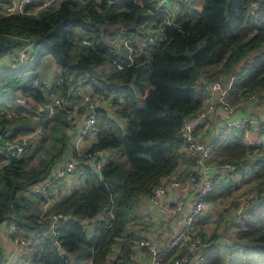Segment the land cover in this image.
Wrapping results in <instances>:
<instances>
[{"label":"trees","instance_id":"obj_1","mask_svg":"<svg viewBox=\"0 0 264 264\" xmlns=\"http://www.w3.org/2000/svg\"><path fill=\"white\" fill-rule=\"evenodd\" d=\"M141 1L59 0L56 7L37 12L39 4L34 1L23 12H7L3 6L9 0H0V109L14 113L10 119L0 117L3 139L30 134L37 126L28 127L26 117L44 115L52 97L75 100L78 87L93 90V95L116 97L112 114L96 113V143L81 156L74 154L84 187L53 205L45 219L38 214L41 202L25 192L47 180L68 154L69 114L58 109L50 120L35 119L38 126H50L54 141L39 167L27 168L28 160L23 158L31 145L7 164L8 157L0 153L5 164L0 167V224L15 226L18 238L31 239L29 264H107L117 243L119 258L128 260L133 247V234L124 237L128 211L176 171L183 156L184 124L202 107L196 93L202 73L220 67L211 78L231 74L232 105L264 91V0H204L201 10L181 4L171 25L165 23L156 0ZM160 29L162 37L156 43L140 46L150 30ZM117 36L129 40L137 36L141 42L132 40L133 45L118 48L112 42ZM30 43L36 50L34 60L18 65L17 54ZM254 51L258 53L251 56ZM46 54L53 56L61 73L49 85L35 84ZM6 58L13 67L3 66ZM104 65L110 70L97 71ZM244 134L224 130L214 142V160L233 163L239 172L248 157L256 155L251 177L261 179L264 149L246 145ZM2 144L0 139V149ZM100 151L124 158L123 162L119 156L109 159L101 178L85 164L88 155ZM236 188L216 186L209 201L228 197ZM257 192L259 205L232 240L229 264H264V182ZM55 216L60 218L51 232ZM94 223L88 237L87 228ZM211 251L208 264H222L224 255L215 246Z\"/></svg>","mask_w":264,"mask_h":264},{"label":"built area","instance_id":"obj_2","mask_svg":"<svg viewBox=\"0 0 264 264\" xmlns=\"http://www.w3.org/2000/svg\"><path fill=\"white\" fill-rule=\"evenodd\" d=\"M34 1L39 4L34 11L37 12L39 9L52 7L53 4L59 0H22L20 4L21 12H23L25 8ZM156 2L159 9L162 11L167 25L173 24L175 17L178 14L173 8L174 4H184L188 7H194L195 4V0H156ZM162 31L163 29L158 31L150 30L146 40L143 41L140 46L143 48L147 45H153L156 43L162 37ZM112 42L120 46L125 45L126 47L133 45L132 40L126 39L122 36L115 37ZM35 54L36 50L33 48V43H30L19 51L16 61L18 62V65H26L29 61L34 60ZM204 83L207 84L212 91L217 92L218 95L215 100L208 103L195 114L196 123L201 124L205 123L209 119L216 118L219 109H223L229 115V117L221 125V130L233 129L246 131L253 127H260V125L264 123V119L261 120L258 117L251 115L239 118L230 117L233 113L234 107L228 100V91L223 89L222 83L217 80L203 81V79H201L198 82V86ZM76 97L77 98L71 102L59 97H52L45 108V110H47L46 113L44 115L37 114L35 116V119L38 121L50 120L54 117L58 109L69 114L68 134L70 137L69 141L71 143V148L62 162L52 170L51 177L55 179H61L67 175L76 174L80 165L79 162L74 159V154L72 153L73 149L76 150L78 156L83 154L84 151L80 150V143L96 134L95 125L97 112L95 111V108L98 106L104 108L109 107L116 99L115 96L106 97L99 94L93 95L83 91L79 92ZM256 97L257 96L254 94L250 96V99H255ZM117 101L122 102L123 99L119 97ZM20 102L23 103V100ZM23 115L28 116L26 112H24ZM1 116L10 119L14 116V113L10 110L0 109V117ZM187 124L188 123L186 121L184 127H186ZM35 132H41V128L38 127ZM36 137L37 135L32 133L29 135L19 136L16 139H3V137L0 136V139L3 142V147L0 149V153H3L8 157H6L7 159L5 160V164L12 159L22 157L28 147L32 144L33 139H36ZM217 137L207 141L195 140L190 132L187 134L184 133L183 128L182 139L183 142L187 143L186 154L188 157L196 161V169H203L201 174L192 172L187 177L188 181L197 185L192 202V208L189 213L184 214L181 229L176 231L170 237L166 247L162 251H159L151 240H141L132 247L133 253L129 256V264H133L135 259L134 252L141 249H146L149 255H151L150 264H190L192 259H194L195 264H208L209 251L212 243L208 238L202 236L196 231L195 220L201 217L211 206L209 198L212 197L216 186L221 185L223 178L208 175L206 171L211 169L223 170L228 173H236L237 169V165L230 162L215 163L210 166L214 142ZM88 157L89 161H92L90 167L91 171L101 178L102 169L108 161L105 152H96L92 155H88ZM183 182L184 181L181 178L172 176L165 178L160 184L155 186L149 194L145 195V197L153 205L161 207L163 206V197L170 191L180 189ZM261 182L264 181L260 180L256 185ZM28 191L32 197L37 199L38 202H41L42 204V212L40 213L41 219H45L49 209L59 202L58 197L51 193L49 184L46 180L31 186ZM259 202L260 197L258 192H250L235 195L227 204L218 203L216 204V207L226 209L236 205L239 213V219L246 221L250 212L258 207ZM183 206L184 200L179 197L176 206L173 208V212L181 214ZM59 218L60 216H55L53 218L49 227L50 231L53 232L56 229ZM8 231L10 236L14 238L16 249L20 247H29L31 239L25 240L16 237L15 226L9 227ZM173 252H177L179 254L177 256H172ZM8 263L9 257L0 252V264Z\"/></svg>","mask_w":264,"mask_h":264},{"label":"crops","instance_id":"obj_3","mask_svg":"<svg viewBox=\"0 0 264 264\" xmlns=\"http://www.w3.org/2000/svg\"><path fill=\"white\" fill-rule=\"evenodd\" d=\"M21 1L22 0H9L10 7L4 5L3 9L12 12H21ZM140 3L142 1L140 0ZM179 3L173 5V8L177 11L180 8ZM204 5V0H195L194 8L197 10H201ZM151 25H153L151 23ZM136 43H140L141 39L135 36L133 38ZM118 48H125L126 46H120L115 44ZM258 51H254L251 56L257 54ZM220 67H212L204 71L202 73L203 81L209 80H217L220 81L223 85V89L228 91L231 86V74L229 75H220L217 79L211 78L213 75H216L220 72ZM61 73V68L59 67V72L54 76L51 74L48 79L51 84L55 79L59 77ZM53 76V77H52ZM87 91L86 88L78 87L79 92ZM77 93V94H78ZM86 93V92H85ZM196 93L198 97L202 98V107H205L208 103L215 100L217 98V92L212 91L207 84H201L197 86ZM219 93V92H218ZM257 97L255 99H250V97L243 99L240 103L233 105L234 110L230 117L239 118L246 115L256 116L259 119H264V91L255 94ZM112 106V105H111ZM106 107L108 112L112 114V107ZM111 107V108H110ZM196 114V113H195ZM195 114L191 116L187 120V125L184 127V133L190 132L192 134L193 139L207 141L209 139H214L221 135L224 130H221V125L224 121L229 117L228 113L223 109H219L216 118H212L207 120L205 123L198 124L195 121ZM67 129V133L69 132V128ZM228 130V129H227ZM245 135V143L248 146H261L264 149V123L260 125V127H253L246 131H244ZM218 137L216 139H218ZM96 134L93 137H89L84 142L80 143V150L86 151L89 149L94 143H96ZM76 149V148H75ZM183 156L180 160V163L176 169V171L172 174V177L181 178L184 182L180 189L170 191L163 197V206H155L149 202V200L145 196H141L135 202V205L130 209V214H127V222L126 229L127 234H133V244H135L141 240H151L156 248L159 251H162L170 237L176 232L179 231L182 227L183 216L190 212L192 208V202L195 196V192L197 189V185L188 181L187 177L192 173L201 174L203 169H196L197 163L194 159L187 156V143L183 142L182 144ZM73 154L76 153V150L73 149ZM107 156V160L116 156L114 153L105 151ZM256 155H251L248 157L247 166L241 171L237 173H228L223 170H211L208 169L206 173L211 176H218L223 178V182L221 185L228 186L233 184L235 186L241 185L246 186V178H249L251 175L252 164L256 160ZM61 163V162H60ZM59 163V164H60ZM92 161H85V164L91 167ZM217 163L214 160V156L212 153V157L210 160V166ZM58 164V165H59ZM91 169V168H90ZM83 179V184L85 182L84 175L82 173H77L74 175H67L61 179H55L50 176L47 178V182L50 187V191L53 195L58 197L59 202L65 198V195L69 196L74 190L80 189L79 182L80 179ZM186 179V180H185ZM228 180V181H226ZM252 184V183H251ZM258 186V185H256ZM251 185L243 189V191H239L242 193H250L257 192V188L252 190ZM236 190V189H235ZM238 193V192H237ZM235 194V193H234ZM239 194V193H238ZM214 195V192L213 194ZM233 195V194H232ZM181 197L184 200V206L182 208V213L178 214L173 212V208L177 204L178 198ZM228 196L227 198H229ZM224 197H220L218 199H214L209 203L211 206L204 212V214L195 220V229L202 236L209 238L211 241V247L215 246L219 252L224 255L225 258L229 255V246L232 243V238L234 234L236 235L237 231L242 227L243 223L238 217L237 207L232 206L231 209H221L217 208L216 204L220 203ZM228 209V210H227ZM41 210V207H40ZM128 211V212H129ZM42 212V211H41ZM232 226L235 228L232 231V234L225 238L223 231L227 228V226ZM88 226V225H87ZM95 226V223L89 225L87 228L89 231H92ZM9 227L6 222L0 224V252L6 254L9 257L8 264H18V260L20 258L26 257L29 253V247H20L18 249L15 248L14 238L9 234ZM209 251V258L212 255L213 251ZM121 247H118L117 250H112V254L110 253L107 257V264H129V260H125L119 258ZM133 253V251H132ZM135 259L133 264H150L151 255L147 252L146 249L136 250ZM179 253L173 252L172 256H177ZM111 256V257H110ZM222 263V264H223ZM190 264H195L194 259L191 260Z\"/></svg>","mask_w":264,"mask_h":264},{"label":"rangeland","instance_id":"obj_4","mask_svg":"<svg viewBox=\"0 0 264 264\" xmlns=\"http://www.w3.org/2000/svg\"><path fill=\"white\" fill-rule=\"evenodd\" d=\"M58 2L59 1H57V2H55L54 4H53V6L54 7H56L57 6V4H58ZM178 11L179 10H177V13H178ZM2 63H4V67H7V68H10L11 67V65H12V67H13V64H11V60H8L7 58L2 62ZM10 67H9V66ZM15 68V67H14ZM110 66H108V65H104V66H101V67H98L97 68V71H108V70H110ZM57 72H59V66L57 65V63H56V61L54 60V58H53V56H51V55H49V54H46V55H44L42 58H41V61H40V64H39V66H38V68H37V72H36V74L38 75V80H37V82H35V84L37 83V84H41V82L42 83H49V80H50V78L48 79V77L51 75V74H53L54 76L57 74ZM34 74V72L33 71H28V75H33ZM53 77V76H52ZM42 90H44V87H42ZM93 90H89V91H86L85 90V92L86 93H90V94H93L94 92H92ZM27 119H28V121H26L25 123H26V125L29 127H31V128H33V127H35V126H37V127H35V129H32V131L30 132V134L32 133V134H36L37 135V137H36V139H33V141H32V144H31V149H29V152L27 153V154H25L24 155V157L23 158H27V160H28V166H27V168H29V167H39L40 165V163H42V160L43 159H47L48 157H49V155H48V152L46 151V150H48L49 148H51V146H52V144L54 143V141H53V139L52 138H50L49 136V134H50V131H51V128H50V126H46V125H44L43 123V125L41 124L40 126L42 127V129H41V132H39V133H36L35 131H36V129L38 128V127H40V126H38L39 125V123H37L36 122V120L35 119H33V118H28V117H26ZM27 135H29V134H27ZM38 138V139H37ZM69 140H70V137H69ZM68 140V144H69V141ZM41 144H43L44 145V148H42V147H40L41 146ZM40 147V148H39ZM70 148H71V143H70ZM118 153V152H117ZM116 156H119V160L120 161H124V158L123 157H120L121 155L119 154V155H117L116 154ZM111 159V158H110ZM116 159H117V157H116ZM248 161V160H247ZM1 165H5L4 164V161H0V167H1ZM26 168V169H27ZM237 173V172H236ZM77 174V173H76ZM186 180V179H185ZM246 183H247V185L246 186H241V185H239L238 186V188H236V190H234V192L230 195V197L229 198H227V197H224V198H222L221 200H219V202L221 203V204H227L229 201H231V199L235 196V195H238V193L239 194H241V192L243 191V189H245L246 187H249L250 185H251V187H252V190L253 189H255V188H257V186H256V184L260 181V180H263L264 181V176L261 178V179H253L252 177H251V175L249 176V178H246ZM252 183V184H251ZM79 187L80 188H83L84 187V184H83V179L81 178L80 179V182H79ZM250 187V188H251ZM239 191H241V192H239ZM238 192V193H237ZM235 193V194H234ZM25 196H27V197H29L31 200H33V201H35V202H38V200L37 199H35L34 197H32L30 194H29V191L27 190L26 192H25ZM67 197V195H65V198ZM35 205H36V207H38V204H36V203H34ZM228 209H231V207H229ZM227 209V210H228ZM254 210V209H253ZM252 210V211H253ZM251 211V212H252ZM251 212H250V214H251ZM40 213H41V211H39V218H40ZM128 214H130V211L128 212ZM250 216V215H249ZM249 218V217H248ZM41 219V218H40ZM242 221V220H241ZM242 222H245V221H242ZM235 228H233L231 225L230 226H227V228L223 231V234H224V237L225 238H228L231 234H232V231L234 230ZM89 230L87 229V232H88ZM127 231V230H126ZM52 232V231H51ZM128 234H127V232H125V234H124V237L125 236H127ZM92 236V234H91V232H88V237H91ZM234 237H235V234H234V236H233V238H232V240L234 239ZM118 247H120V245H119V243H117L116 245H114L113 246V251L114 250H117V248ZM112 254V253H111ZM111 257V256H110ZM210 257H211V255H210ZM210 259V258H209ZM229 260H230V258H229V255H228V257L227 258H225V263H223V264H229ZM18 264H29L28 263V261H27V257H23V258H20V260H18V262H17Z\"/></svg>","mask_w":264,"mask_h":264},{"label":"water","instance_id":"obj_5","mask_svg":"<svg viewBox=\"0 0 264 264\" xmlns=\"http://www.w3.org/2000/svg\"><path fill=\"white\" fill-rule=\"evenodd\" d=\"M96 112H103V113H108V110L104 107L98 106L95 108Z\"/></svg>","mask_w":264,"mask_h":264}]
</instances>
